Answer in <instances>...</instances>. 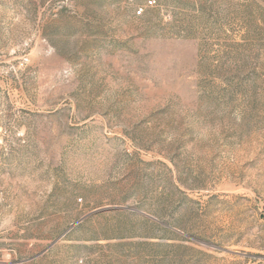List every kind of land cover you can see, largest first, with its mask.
<instances>
[{
	"label": "rangeland",
	"instance_id": "rangeland-1",
	"mask_svg": "<svg viewBox=\"0 0 264 264\" xmlns=\"http://www.w3.org/2000/svg\"><path fill=\"white\" fill-rule=\"evenodd\" d=\"M0 264H264V0H0Z\"/></svg>",
	"mask_w": 264,
	"mask_h": 264
},
{
	"label": "built area",
	"instance_id": "built-area-1",
	"mask_svg": "<svg viewBox=\"0 0 264 264\" xmlns=\"http://www.w3.org/2000/svg\"><path fill=\"white\" fill-rule=\"evenodd\" d=\"M150 3L152 4L153 2H150ZM143 11H144V8L139 7V8H137L136 13H137V15H141L143 13Z\"/></svg>",
	"mask_w": 264,
	"mask_h": 264
}]
</instances>
